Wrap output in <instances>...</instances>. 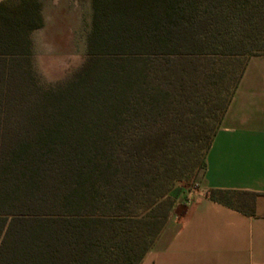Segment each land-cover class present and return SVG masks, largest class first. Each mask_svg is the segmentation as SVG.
Here are the masks:
<instances>
[{"label": "trees", "instance_id": "16d2710c", "mask_svg": "<svg viewBox=\"0 0 264 264\" xmlns=\"http://www.w3.org/2000/svg\"><path fill=\"white\" fill-rule=\"evenodd\" d=\"M90 1L84 57L55 82L28 59L39 2L0 1V264H139L204 71L264 55V0ZM212 133L193 132L203 158Z\"/></svg>", "mask_w": 264, "mask_h": 264}, {"label": "crops", "instance_id": "0c3cea01", "mask_svg": "<svg viewBox=\"0 0 264 264\" xmlns=\"http://www.w3.org/2000/svg\"><path fill=\"white\" fill-rule=\"evenodd\" d=\"M203 161L200 187L139 264H264V55L246 59ZM209 190L229 193L227 203Z\"/></svg>", "mask_w": 264, "mask_h": 264}, {"label": "rangeland", "instance_id": "374dc122", "mask_svg": "<svg viewBox=\"0 0 264 264\" xmlns=\"http://www.w3.org/2000/svg\"><path fill=\"white\" fill-rule=\"evenodd\" d=\"M37 1L42 25L30 34L32 50L28 59L41 81L63 80L80 65L84 57V36L89 28L91 1ZM248 55L250 53H238L209 64L202 75L204 79L199 83V100L188 106V110H183L184 120L189 123L188 129L182 131L187 138L179 137L173 149L170 170L166 173L169 189L166 196L172 201L170 211L186 203L188 196L200 187L205 141L202 135L200 140L192 143L193 132L211 134L216 128L227 94L231 92ZM225 197L229 198L228 195Z\"/></svg>", "mask_w": 264, "mask_h": 264}]
</instances>
